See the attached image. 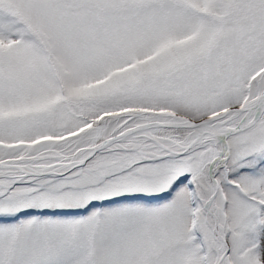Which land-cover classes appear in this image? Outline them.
I'll return each instance as SVG.
<instances>
[{"label": "snow or ice", "instance_id": "snow-or-ice-1", "mask_svg": "<svg viewBox=\"0 0 264 264\" xmlns=\"http://www.w3.org/2000/svg\"><path fill=\"white\" fill-rule=\"evenodd\" d=\"M0 264H264V0H0Z\"/></svg>", "mask_w": 264, "mask_h": 264}]
</instances>
